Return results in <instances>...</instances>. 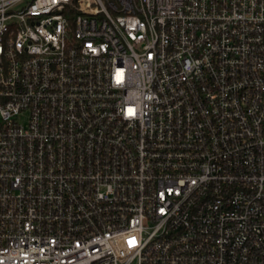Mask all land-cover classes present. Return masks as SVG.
I'll return each mask as SVG.
<instances>
[{"label": "built area", "instance_id": "built-area-1", "mask_svg": "<svg viewBox=\"0 0 264 264\" xmlns=\"http://www.w3.org/2000/svg\"><path fill=\"white\" fill-rule=\"evenodd\" d=\"M0 264H264V0H0Z\"/></svg>", "mask_w": 264, "mask_h": 264}, {"label": "snow or ice", "instance_id": "snow-or-ice-1", "mask_svg": "<svg viewBox=\"0 0 264 264\" xmlns=\"http://www.w3.org/2000/svg\"><path fill=\"white\" fill-rule=\"evenodd\" d=\"M131 243V242H130Z\"/></svg>", "mask_w": 264, "mask_h": 264}]
</instances>
